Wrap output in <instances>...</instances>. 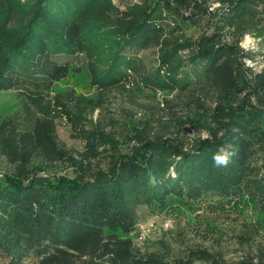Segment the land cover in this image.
<instances>
[{"label":"trees","instance_id":"obj_1","mask_svg":"<svg viewBox=\"0 0 264 264\" xmlns=\"http://www.w3.org/2000/svg\"><path fill=\"white\" fill-rule=\"evenodd\" d=\"M217 1L224 9L214 15V29L227 28L232 43L219 42L218 33L194 45L163 39V21L178 18L181 9L190 17L205 12L201 0H139L122 10L114 0H0V91L29 83L39 89L34 93H46L68 76L107 89L138 74L142 88L152 92L202 81L220 94L210 112L190 111L177 122L207 138H196L186 149L176 136L138 135L130 153L113 154L109 167L88 176L71 157L67 161L80 173L73 178L29 171L30 148L58 154L52 130L36 129L37 144L24 143L15 173L0 176V254L21 260L33 252L40 264H188L132 253L127 235L139 207L161 212L173 197L193 208L208 195L217 202L250 198L264 213V172L250 164L264 151V65L250 85L239 57L252 56L238 48L248 34L264 43V14L256 10L264 0ZM151 47L156 66L139 74L137 54ZM76 55L85 61H58ZM109 144L116 147L113 140ZM192 255L219 264L205 251ZM233 264H264V255Z\"/></svg>","mask_w":264,"mask_h":264},{"label":"rangeland","instance_id":"obj_2","mask_svg":"<svg viewBox=\"0 0 264 264\" xmlns=\"http://www.w3.org/2000/svg\"><path fill=\"white\" fill-rule=\"evenodd\" d=\"M137 1L114 0V4L122 10L126 4ZM201 1L205 12L190 17L188 10L181 9L178 18L163 21L167 30L164 40L187 41L194 45L199 38L218 33L219 42L232 43L235 36L227 28L218 32L214 29V15L224 7L217 0ZM256 10L264 14V2L259 3ZM181 16L190 17L184 26L179 24ZM238 48L244 54L251 53V58L239 57L242 77L251 85L254 75L260 73L264 65V43L248 34L238 43ZM155 50L151 47L137 54L139 74L155 68ZM187 53L188 50L181 52L183 56ZM58 61L80 64L85 58L76 55L58 58ZM137 76L129 74L127 80L107 89L88 86V80L82 77L68 76L46 93H34L39 89L29 83L1 90L0 176L15 173L24 143L37 144L36 129L49 127L52 130L51 140L58 154H44L40 149L30 148L26 168L39 169V176L69 178L80 173L70 165L68 157L81 161L88 176L109 167L113 154L130 153L138 144V135L148 139L176 136L183 139L186 149L196 138L208 137L191 124L177 122L190 111L210 112L219 101L217 90L201 81L186 89L152 92L142 88ZM247 92L239 97L250 94ZM254 98L257 97H251ZM110 140L116 147L109 144ZM14 145L17 153L11 156L10 148ZM250 164L262 174L264 151H258ZM127 239L134 255H155L167 262L180 259L188 264H212L192 259L194 251H205L219 264L246 259L257 261L264 255V213L246 197L217 202L215 197L205 195L193 208L179 205L171 197L168 207L161 212L139 207L134 230ZM0 264L40 263L30 252L21 260L0 254Z\"/></svg>","mask_w":264,"mask_h":264},{"label":"clouds","instance_id":"obj_3","mask_svg":"<svg viewBox=\"0 0 264 264\" xmlns=\"http://www.w3.org/2000/svg\"><path fill=\"white\" fill-rule=\"evenodd\" d=\"M216 160H217L218 162H219V161L227 162L225 157H216Z\"/></svg>","mask_w":264,"mask_h":264}]
</instances>
